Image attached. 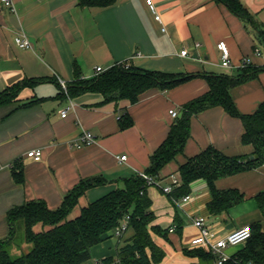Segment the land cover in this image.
<instances>
[{
    "label": "crops",
    "instance_id": "crops-1",
    "mask_svg": "<svg viewBox=\"0 0 264 264\" xmlns=\"http://www.w3.org/2000/svg\"><path fill=\"white\" fill-rule=\"evenodd\" d=\"M163 25L154 19L145 0H115L108 6H84L79 0H0V94L22 84L10 99L0 101V240L9 234L8 212L30 201L59 208L65 196L82 180L104 177L107 182L86 191L80 202L89 203L124 186L123 178L139 175L151 165V156L167 138L174 122L169 110L206 92L202 77L169 90L150 89L136 103L100 104L101 96L85 93L70 97L62 90L77 78L92 77L96 67L109 69L128 63L171 73L236 74L244 58L264 68V44L259 28L241 19L217 0H154ZM264 29V0H241ZM24 32L31 47L22 48L15 36ZM226 41L233 68L221 65L219 41ZM187 49L186 56L181 51ZM260 49L261 55L255 50ZM232 99L242 114L255 112L264 102V69L234 86ZM67 109V115L62 112ZM127 111L132 125L122 127ZM95 141L80 148L72 143L84 131ZM242 120L221 106L206 109L191 119V136L184 151L160 172L148 187L155 215L152 225L168 230L152 232L165 252L161 264H197L191 240L199 235L193 219L203 215L219 236L261 223L264 213L255 196L264 191V164L219 178L217 189H238L245 200L218 215L208 210L212 193L207 181L191 184V199L184 202L162 187L188 158L213 146L226 155H249L252 146L241 141ZM42 150V159L27 156ZM127 155L121 161L118 157ZM22 171L20 181L16 172ZM175 227L174 231H170ZM123 238L109 237L92 248L84 264L116 259ZM169 243H167V242ZM246 243V242H245ZM245 243L227 249L230 255ZM17 254L19 251H16ZM159 264V263H158Z\"/></svg>",
    "mask_w": 264,
    "mask_h": 264
},
{
    "label": "trees",
    "instance_id": "trees-1",
    "mask_svg": "<svg viewBox=\"0 0 264 264\" xmlns=\"http://www.w3.org/2000/svg\"><path fill=\"white\" fill-rule=\"evenodd\" d=\"M217 1L241 19L254 23L253 16L241 0ZM114 2L79 0L84 6H108ZM259 33L264 44V29L259 28ZM263 69L251 64L238 68L236 74H187L144 70L118 63L92 77H82L77 73V78L67 84V91L62 90L70 97L85 93L98 94L102 98L100 104L119 101L132 104L150 89L169 90L195 77L204 78L209 89L182 105L181 114L172 123L167 138L152 154L151 165L145 172L157 180L162 169L183 153L191 136L192 117L212 107H223L228 114L242 120L244 130L241 141L252 146V153L229 156L208 146L188 158L172 173L179 177L181 183L170 194L175 198L190 194L191 184L203 179L207 181L212 193L208 210L218 215L241 203L245 197L238 189H217L215 181L264 164V102L255 112L242 114L230 93L234 86L256 77ZM22 84L13 86L10 93L0 94V101L13 97ZM132 123L130 115L125 111L122 127H129ZM16 175L21 181L22 171L16 172ZM106 182V178L99 176L82 180L65 196L57 209H50L44 201H30L12 208L7 214L9 234L0 240V264H84L90 260L92 248L111 237V233L114 234L126 216H130L129 229L132 235L118 248V264H156L162 261L165 252L155 242L152 232L165 235L168 230L152 225L155 215L148 195L150 185L141 175L123 178L122 188H116L87 203L81 207L78 215L68 217L88 189ZM255 198L264 213V191ZM251 227L252 236L244 247L222 264H264V228L261 223ZM23 241L31 244V248L20 256H12L11 248L20 246ZM184 252L199 257L197 264H219L215 262L216 256L203 248L185 249Z\"/></svg>",
    "mask_w": 264,
    "mask_h": 264
},
{
    "label": "built area",
    "instance_id": "built-area-1",
    "mask_svg": "<svg viewBox=\"0 0 264 264\" xmlns=\"http://www.w3.org/2000/svg\"><path fill=\"white\" fill-rule=\"evenodd\" d=\"M6 6L12 5L13 0H2ZM146 5L149 10L152 12L154 19L162 24V29L166 28L163 25V19L161 13L159 12L158 5L154 0H145ZM15 42L19 47L28 48L31 47V42L28 39L27 35L22 32L15 36ZM218 49L222 53V61L221 65L225 68L232 69V63L230 58V50L226 43V41H219L217 43ZM188 54V50L184 49L181 51V55L186 56ZM256 55H261L260 49L255 50ZM126 66H129L128 63H125ZM251 59L244 58L241 61V65L239 68H243L251 65ZM106 69L102 67H96L94 76L104 72ZM60 83L65 91H67V84L65 81L60 80ZM169 114L176 118L179 114V111L176 108H172L169 110ZM67 115V109L62 112V116L65 117ZM95 141V136L90 131L84 130L79 137L72 143V146L80 148L82 146L90 145ZM28 157L33 158L36 161L42 159V150L41 149H33L27 153ZM121 161L127 159V155H121L118 157ZM141 175L146 181L148 185H153L157 183V180L154 179L151 175L147 174L145 171L140 172ZM171 182L168 185L162 187L164 193L171 194L175 187L179 186L181 181L176 174H171L170 176ZM191 199V194H187L182 197L184 202L189 201ZM194 225L199 229V235L195 236L191 240V246L193 248H203L208 252L213 253L215 257V262L222 264L223 262L228 261L231 258V255L227 252V249L239 245L241 243H245L252 236V227L251 224H246L234 229L232 232L225 236H219L207 223V219L203 215H199L194 217L193 219ZM130 216H126L121 224L114 230V235L118 238H122L126 232L130 229ZM175 227H171L170 231H174ZM118 259H113V261L108 262L106 259H101L98 264H118Z\"/></svg>",
    "mask_w": 264,
    "mask_h": 264
},
{
    "label": "rangeland",
    "instance_id": "rangeland-1",
    "mask_svg": "<svg viewBox=\"0 0 264 264\" xmlns=\"http://www.w3.org/2000/svg\"><path fill=\"white\" fill-rule=\"evenodd\" d=\"M252 21L254 22V24H256V26L258 28H260L259 22L254 17H252ZM136 67H138V66H136ZM141 69H144V68H141ZM144 70H148V69H144ZM151 71H156V70H151ZM179 115H180V113L178 114V116ZM84 205H86V203L79 201L78 206L75 207V209L68 215V217L70 218V217H75L76 215H78L81 207ZM131 235H132V230L130 229L128 232H126V234L122 238L124 241H126L127 239H129L131 237ZM111 237L115 241L118 239V237H116L113 233H111ZM124 241H122V242H124ZM167 243H169V242H167ZM30 248H31V244H28L27 242L23 241V243L20 244V246H18V247L14 246L11 248V254H12V256L17 257L23 253H26ZM16 251H19L18 254ZM160 262L162 263V261H160ZM160 262H159V264H161ZM156 264H158V263H156Z\"/></svg>",
    "mask_w": 264,
    "mask_h": 264
}]
</instances>
